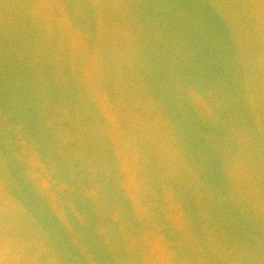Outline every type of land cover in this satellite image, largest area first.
<instances>
[{"label":"water","instance_id":"1","mask_svg":"<svg viewBox=\"0 0 264 264\" xmlns=\"http://www.w3.org/2000/svg\"><path fill=\"white\" fill-rule=\"evenodd\" d=\"M0 264H264V0H0Z\"/></svg>","mask_w":264,"mask_h":264}]
</instances>
